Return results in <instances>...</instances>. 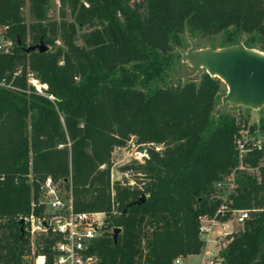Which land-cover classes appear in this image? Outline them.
Returning <instances> with one entry per match:
<instances>
[{
	"label": "trees",
	"instance_id": "trees-1",
	"mask_svg": "<svg viewBox=\"0 0 264 264\" xmlns=\"http://www.w3.org/2000/svg\"><path fill=\"white\" fill-rule=\"evenodd\" d=\"M50 1L0 0V28L12 42L0 52V264H25L19 220L46 176L71 188L76 211L105 213L89 249L96 264H173L200 253L199 216L219 206L216 183L237 166L233 135L249 117L215 114L226 92L217 77L170 81L177 48L186 34H221L220 47L245 36L246 47L264 51V0H58L60 18L48 20ZM41 42L44 52L26 50ZM250 127L264 133V116ZM132 138L163 148L146 146L143 162L120 167L132 184L112 181V152ZM263 156L264 147L245 158L258 178L235 176L231 206L262 209L219 251L223 264H264ZM55 239L35 238L44 264H53Z\"/></svg>",
	"mask_w": 264,
	"mask_h": 264
},
{
	"label": "built area",
	"instance_id": "built-area-1",
	"mask_svg": "<svg viewBox=\"0 0 264 264\" xmlns=\"http://www.w3.org/2000/svg\"><path fill=\"white\" fill-rule=\"evenodd\" d=\"M12 42L4 36L0 41V52H8ZM38 82L35 80V83ZM45 87V85H44ZM40 90L39 87H37ZM247 122L234 133L233 143L237 151L238 164L228 176L231 180L227 188L221 191L224 179L216 183L219 189L218 196L221 199L213 216H199V234L204 242L203 249L206 259L201 264H221L222 259L219 251L230 241L232 235L237 232V227L243 226L245 220L249 219L252 212L262 208H235L232 207L230 195L234 193L237 186L235 176L237 173L245 172L259 177L258 167L250 166L245 162L254 150H262L264 147V133L258 127L251 129ZM134 145L133 139L130 140ZM155 151H161L162 143H149ZM136 147H140L137 145ZM134 159L143 162L147 157L146 148L138 150ZM259 165L264 166V156ZM129 170L121 172L122 176L128 177ZM111 180L112 175H111ZM129 184L133 181L129 180ZM224 189V188H223ZM31 212L22 217L24 226L32 238L51 234L56 239L52 245L53 264H96L95 257L89 253L93 239L100 234L105 213L101 211H76L73 206L71 188H67L61 181H55L51 176H46L41 185L37 198L30 202ZM41 207L40 214L34 212L35 208ZM209 244L213 249L209 248ZM215 248V249H214ZM46 257L42 253L34 255L33 264H44ZM174 264H184V256L179 255L173 260Z\"/></svg>",
	"mask_w": 264,
	"mask_h": 264
},
{
	"label": "water",
	"instance_id": "water-1",
	"mask_svg": "<svg viewBox=\"0 0 264 264\" xmlns=\"http://www.w3.org/2000/svg\"><path fill=\"white\" fill-rule=\"evenodd\" d=\"M189 47L181 53L183 61L182 72L176 73V78L187 76V69L196 72H206L217 77L226 86V92L221 97L218 111L227 110L231 106L246 108H261L264 105V52L246 47L242 42L218 49L198 48L196 40L187 34ZM48 47L44 43L32 45L27 51L37 49L44 52ZM202 72V73H203ZM201 73V74H202ZM194 78L193 80H198ZM67 182V179H64ZM146 199L144 194L132 204H139ZM125 210H123L124 212ZM21 235L24 234V220H19ZM120 228H114L113 240H116Z\"/></svg>",
	"mask_w": 264,
	"mask_h": 264
},
{
	"label": "rangeland",
	"instance_id": "rangeland-1",
	"mask_svg": "<svg viewBox=\"0 0 264 264\" xmlns=\"http://www.w3.org/2000/svg\"><path fill=\"white\" fill-rule=\"evenodd\" d=\"M59 12H60L59 1L58 0H51L49 7H48V10H47V19L48 20H59V18H60ZM22 14H23V17H24V20L26 23L31 22V17L29 15L27 4L23 7ZM66 18L70 19V17L68 15H66ZM84 30H85V28H83L82 31H84ZM2 36H3V29L0 28V41H1ZM195 40H196V46L198 48L218 49V48H220L221 34L213 35V36L208 37V38H197ZM244 40H245V36H242L239 43L242 42L244 44ZM77 43L81 44L80 38L77 40ZM189 45L190 44H189V41L187 39V34H186V39L183 42V47H178L177 50L181 54L182 52H185L188 49ZM252 49L262 51L256 47L252 48ZM184 64H186V62L183 61L182 57H180V66L178 67V70L172 75L170 81L171 80L173 81L175 79L178 80L176 78V73L182 72V66ZM187 72H188L187 76H185V77L180 76L179 79L184 80V79H194L197 77L199 78L203 71L202 72H196V71H192V70L187 69ZM35 80L36 79H34L30 76V83L33 84L35 88L39 87L41 89L42 87H44V85L40 84L39 82H36V84H34ZM222 90H223V92L226 91L225 84L223 85ZM220 104H221V99H220ZM218 106L216 107L215 114L218 113ZM227 110L230 113L235 114V115L239 114V113L244 114V115L249 117V122L255 123V124L258 123V120L260 117L264 116V105L261 108H246L243 106H231L230 105ZM132 139L134 140V138H132ZM136 146H137V144L134 143V145H132V142L127 141L125 146L118 147L112 152L113 165L111 167V175H112L113 180L121 179V178L123 180H125V179L132 180L133 179L130 176L122 177V175H121L122 170L120 169V167L123 165H126V164H130L133 160H135L133 157L135 152H137L138 150L143 151L144 147H146V146H141V147H136ZM230 180L231 179L229 177H226L224 179V182L221 184V191H223L227 188V186L230 183ZM241 228H242L241 226L237 227V231ZM27 240H28V246H29L30 252L27 255H25L24 263L25 264H33L34 252H35V238L30 237L28 234ZM202 257H204V256H202L201 254L200 255L192 254L188 258H186V260L184 261V264H200ZM221 264H223V263H221Z\"/></svg>",
	"mask_w": 264,
	"mask_h": 264
},
{
	"label": "crops",
	"instance_id": "crops-1",
	"mask_svg": "<svg viewBox=\"0 0 264 264\" xmlns=\"http://www.w3.org/2000/svg\"><path fill=\"white\" fill-rule=\"evenodd\" d=\"M209 246V248L210 249H213V247H212V245L211 244H209L208 245ZM202 255V256H204V257H202V259H201V262H200V264L204 261V259H206V254L204 253V249H203V251H201L200 253H198V254H195V255ZM190 255H187V256H185L184 257V261L186 260V258H188ZM174 264V263H173Z\"/></svg>",
	"mask_w": 264,
	"mask_h": 264
}]
</instances>
